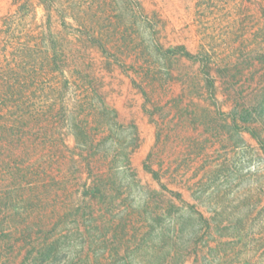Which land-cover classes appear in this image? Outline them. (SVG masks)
I'll return each instance as SVG.
<instances>
[{
  "label": "rangeland",
  "instance_id": "374dc122",
  "mask_svg": "<svg viewBox=\"0 0 264 264\" xmlns=\"http://www.w3.org/2000/svg\"><path fill=\"white\" fill-rule=\"evenodd\" d=\"M253 130L264 0H0V264H264Z\"/></svg>",
  "mask_w": 264,
  "mask_h": 264
},
{
  "label": "trees",
  "instance_id": "16d2710c",
  "mask_svg": "<svg viewBox=\"0 0 264 264\" xmlns=\"http://www.w3.org/2000/svg\"><path fill=\"white\" fill-rule=\"evenodd\" d=\"M159 53H163V54H167V55H174V56H177V55H181V56H184L188 59H191V60H195L197 59L196 56H193L190 52H188L186 50V48L184 47H179V48H176V49H169V50H163V48L158 45L157 48H156ZM57 57H58V53H57V50H55V54H54V63L57 64ZM210 85H211V88H214V82L211 81L210 82ZM64 109V108H63ZM65 110V109H64ZM76 124H72V128L74 129V132H75V136H76V139L77 141H81V136L88 139L90 138V135H88V133L86 132V130L84 129V127L81 125V124H78L77 121H75ZM252 135L258 140L261 148H262V151L264 152V141L263 139H261V136L256 132V131H251ZM85 140V139H84ZM64 144V142H63ZM65 146V145H64ZM86 146L91 150V152H95V154H98L97 153V149L95 150L94 146H90V145H87V141H86ZM121 150H123L122 152H124V158L126 160V162L130 165V159H129V154L124 151L123 148H121ZM61 151L62 150H56V154H58V158L57 160H61V158L64 156L61 155ZM59 162V161H58ZM70 162V161H69ZM59 165H62L61 163H58ZM154 176L157 177V174H155ZM99 183V181H98ZM96 194L98 195H103V189L101 187H96ZM96 196V195H94ZM105 195H103L104 197ZM58 253L57 249L54 247V245H46V247H42L40 249V252H39V256L41 258V262H44V263H49V259L53 258L56 254ZM38 261H35V263H37Z\"/></svg>",
  "mask_w": 264,
  "mask_h": 264
}]
</instances>
